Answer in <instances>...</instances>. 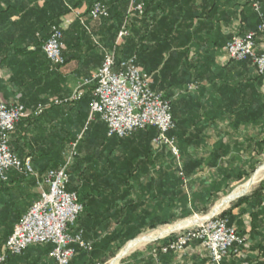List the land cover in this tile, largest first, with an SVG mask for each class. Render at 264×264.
Here are the masks:
<instances>
[{
  "label": "trees",
  "instance_id": "trees-1",
  "mask_svg": "<svg viewBox=\"0 0 264 264\" xmlns=\"http://www.w3.org/2000/svg\"><path fill=\"white\" fill-rule=\"evenodd\" d=\"M94 1L86 0L87 7ZM101 1L107 6L108 18L93 20L87 14L76 19L63 33L65 65L77 61L79 67L84 66V69L91 65L100 66L102 57L97 54V49L105 52L114 50L117 61L135 57L138 66L143 65V70L149 75L144 67L145 56L142 55L146 49L145 41L138 45L131 44L132 29L136 26L142 29L145 24L146 5L143 18L128 22V36L120 46L115 47L127 4L124 0ZM256 1L262 7V15L255 13L251 7L252 2ZM248 3L249 15L256 19V24L245 34L255 31L257 25L264 21L262 0H248ZM79 4L80 1L73 5L70 0H43L35 26L26 24L25 27V35L31 38L30 44L34 47L33 52L24 53L25 56L20 59H0V69L6 67L10 72L6 86L15 87L19 95L16 101L24 107L32 109L51 99L63 101L71 95L65 88L66 81L61 72L65 65L62 68L53 67L42 53L41 46L48 38L51 27ZM26 18L24 21H28ZM239 20H242L241 17ZM98 28H102L103 36L98 34ZM37 34L39 36L35 37ZM94 38L97 45L93 44ZM142 38L145 39L144 29ZM259 42L260 38L257 39ZM230 66H224L227 70L218 72L215 81L211 79V90L202 86L203 80L210 75L201 71L178 76L181 88L175 98L164 96L159 88L155 91L170 101L175 123L173 135L180 144V167L175 165L167 151L155 152L151 148V141L157 135L154 128L139 130L124 138H109L105 124L98 118L87 122L91 91L85 92L77 103L51 105L39 116L67 108L71 113L68 128L72 127L73 133L71 135L68 129L67 142L76 143V146L67 169L70 175L67 190L77 195L83 207L77 223L83 231L84 240L93 244L92 263L105 264L126 242L144 231L208 212L216 201L230 192L233 184L245 181L255 171L258 158L264 152V94L257 89L263 77L256 75L250 59ZM193 83L199 86L197 92H186L185 87ZM60 128H64V125ZM212 135L216 136V141L211 149L200 152L211 141ZM62 141H65V137L52 148L55 154L44 155L48 158H43L41 164L45 168L41 169L39 175L60 167L62 153L70 149L63 146ZM189 148H197L198 153L190 152ZM222 216L232 221L230 209L224 211ZM20 218L9 216L4 221L14 220L17 223ZM10 233L7 232L0 240V252ZM174 239L172 235L156 242V251ZM51 249V246L35 247L27 255L31 252L37 258L48 257ZM82 255L78 251L75 257L81 258ZM161 255L157 253L159 261L168 256ZM26 256L19 259L25 261ZM11 259L17 258L7 257L2 264H7ZM29 264L39 263L35 261ZM47 264L55 262L51 260Z\"/></svg>",
  "mask_w": 264,
  "mask_h": 264
},
{
  "label": "crops",
  "instance_id": "crops-1",
  "mask_svg": "<svg viewBox=\"0 0 264 264\" xmlns=\"http://www.w3.org/2000/svg\"><path fill=\"white\" fill-rule=\"evenodd\" d=\"M77 1H80V4L73 13L63 17V20L67 21L66 25L73 23L76 15L80 17L89 15L88 9L91 6L87 7L86 0H70L73 5ZM108 1L105 0V2ZM143 1L146 5L145 24L142 29L139 26L132 29L131 44L138 45L145 41L146 49L142 55L145 56L144 67L151 76V88L153 91L159 88L164 96L172 98L176 97V92L181 88L178 76L183 77L185 73L193 74L201 71L207 73L210 77L203 80L202 86L206 90H211L213 85L211 79L215 81L218 72L227 70L224 66L231 68L230 65L221 63L227 41L234 34L243 36L256 24V19L250 17L248 12L250 10L248 0ZM262 3L264 5V0ZM42 6L43 0H0V59H20L26 53L33 52L34 47L30 44L31 38L25 35V27L26 24L35 26L36 15L40 14L39 10ZM24 17H27L28 21H24ZM143 29L145 39L142 38ZM98 34L104 35L102 28H98ZM38 36L37 34L35 37ZM79 66V62L71 61L61 70L66 81L65 88L70 94L75 90L79 81L89 77L99 67L91 65L84 69V66ZM253 70L255 72L254 68ZM9 77L10 72L6 67L0 69V86L2 87L0 88V99L10 104L16 103L19 95L15 87L6 86ZM73 78L76 82L69 83L70 80H74ZM257 89L259 93L264 94L263 82ZM87 91H91V87H87L85 92ZM96 118L98 117L94 119ZM71 120L68 108L48 112L35 120H23L12 133L9 147L21 160L29 158L33 170L39 173L45 168L41 164L44 161L43 158H48L44 155L56 153L52 148L59 139L63 140L65 137V141H62L63 146H72V142H67L68 129L71 135L73 133L72 127L68 128V121ZM62 125L64 128H60ZM225 125L221 127L224 128ZM207 134L210 135V132ZM215 138L216 136L212 135L211 141L205 147L203 146L204 150L199 151L210 150L212 143L216 141ZM178 145H180L179 142ZM191 151L198 153L197 148H191ZM256 181L253 177L247 186ZM238 193L236 192L235 195ZM38 197L39 192L33 178H24L11 171L8 180L0 183V240L6 236L7 232H12V227L16 224L14 220L8 222L4 219H8L9 216L19 219ZM241 198L240 202L237 200L229 207L232 221H228V225L235 227L237 233L244 237L245 242L240 247L239 254L230 253L222 264H264V180ZM219 206H217L218 210ZM37 247L49 248V245H37ZM33 248L35 247H29L23 255L15 256L17 259H11L7 264H29L35 261L39 264H47L51 260L54 262L46 256L37 258L31 255V252L27 255ZM199 248L197 242H193L183 253L162 254L163 256L168 255L163 261H159L151 251L146 257H130L122 262L123 264H144L142 262L146 264H205L203 258L208 259V257L205 251H199ZM25 256L27 257L25 261L19 259ZM80 259L76 256L70 264H84V261L79 262Z\"/></svg>",
  "mask_w": 264,
  "mask_h": 264
},
{
  "label": "built area",
  "instance_id": "built-area-1",
  "mask_svg": "<svg viewBox=\"0 0 264 264\" xmlns=\"http://www.w3.org/2000/svg\"><path fill=\"white\" fill-rule=\"evenodd\" d=\"M127 4L123 24L118 32L115 47L121 45L128 36L127 25L131 19L141 20L145 5L142 0H124ZM255 13L262 15L259 2H252ZM93 20L109 17L107 6L101 1L93 2L89 9ZM80 16L76 15V19ZM67 21L53 25L48 38L42 45L48 62L55 68L65 65L63 57V27ZM260 38L259 44L257 39ZM227 62H241L250 59L257 73L264 77V21L255 31L243 36L233 35L224 46ZM151 76L145 73L135 57L117 61L115 51L104 52L101 65L82 79L72 94L65 100H52L27 110L18 103L0 100V181L6 182L11 171L33 177L39 197L27 212L14 225L0 252V264L7 257L21 256L31 246L49 245V257L55 264H70L78 251H89L90 243L83 239L82 232H74L73 226L83 211L77 195L67 190L69 176L66 165L47 171L41 177L32 168L31 160H21L9 147L10 136L16 125L28 118L39 117L52 104L79 101L87 87H91L89 121L98 117L107 130V137L124 138L136 131L154 128L157 135L152 139L154 148H166L169 154L179 159L180 151L176 138L171 135L175 124L171 115L170 101L151 88ZM196 83L189 84L187 90L193 91ZM74 146V145H73ZM197 242L205 251L211 264H222L230 253L239 254L245 239L240 237L235 227L228 225L225 217L216 216L203 224L178 235L164 245L163 254L185 252L191 243ZM91 264H101L94 262Z\"/></svg>",
  "mask_w": 264,
  "mask_h": 264
},
{
  "label": "rangeland",
  "instance_id": "rangeland-1",
  "mask_svg": "<svg viewBox=\"0 0 264 264\" xmlns=\"http://www.w3.org/2000/svg\"><path fill=\"white\" fill-rule=\"evenodd\" d=\"M74 11V10H73ZM73 11L71 12V13H73ZM70 13V14H71ZM62 19H63V17L62 18H60V20H59V23H61L62 22ZM72 24V22L71 23H69L68 25H65L64 27H63V33L65 32V31H67V29L69 28V26ZM118 35V34H117ZM236 35V34H235ZM117 38V37H116ZM63 39V38H62ZM116 41V40H115ZM93 44L94 45H97V39L96 38H94L93 39ZM99 52H98V54L103 58V54H104V52L106 51V50H100V49H97ZM44 54V53H43ZM45 56V55H44ZM222 60V64H225V65H235V64H238V63H241V62H244V61H241V62H227L226 60H225V58H224V55H223V58L221 59ZM246 61V60H245ZM252 65H253V63H252ZM140 67V66H139ZM140 68H142V67H140ZM253 68L255 69V72H256V74L258 75V76H260L258 73H257V70H256V67L253 65ZM142 70H143V68H142ZM144 71V70H143ZM145 72V71H144ZM146 73V72H145ZM261 77H263V76H261ZM74 79V78H73ZM76 81H75V79L74 80H70L69 81V83H75ZM80 82V81H79ZM262 82H263V84H264V77H263V80H262ZM78 84V83H77ZM199 87V86H198ZM197 87V88H198ZM197 88L195 89V90H193V91H189V90H187V86L185 87V91L186 92H197ZM72 94V93H71ZM182 94V93H181ZM181 94H179V95H181ZM176 96H178V95H176ZM0 100H3V99H0ZM53 99H51L50 101H52ZM5 101V100H4ZM49 101V102H50ZM7 102V101H6ZM49 102H47V103H49ZM78 102V101H77ZM77 102H72V103H77ZM16 103H18V102H16ZM46 103V104H47ZM19 104V103H18ZM53 105V104H52ZM37 107V106H36ZM35 107V108H36ZM35 108H32V109H30V108H26L25 107V109H27V110H33V109H35ZM24 120H26V119H24ZM90 122V121H89ZM175 124V123H174ZM174 130H175V128H174ZM174 130L172 131V133H171V135L172 136H174L173 135V132H174ZM15 131V130H14ZM137 132V131H136ZM135 133V132H134ZM12 135V134H11ZM11 137V136H10ZM175 138H176V142H177V146L179 147V145H178V140H177V137L176 136H174ZM74 145V146H73ZM75 146H76V143H74V144H72V146L70 147V149L69 150H67V151H65L64 152V155H62L61 157H63L62 158V161H61V163H60V167L59 168H61V167H63V166H65L66 165V171H67V169L70 167V164H71V158L73 157V155H74V150H75ZM150 146H151V148L155 151V152H160V151H162V150H167L166 148H154L153 146H152V141H151V144H150ZM168 151V150H167ZM13 152V151H12ZM14 153V152H13ZM169 156L173 159V162L175 163V165H177V167H180L181 166V154H180V156H179V159H175V158H173L170 154H169ZM258 161H259V164L255 167V171L251 174V175H249V177L245 180V181H243V182H241V183H236V184H233V186H232V188H231V190H230V192L227 194V195H225V196H223V197H221L218 201H216L215 203H214V205L208 210V212H206V213H204V214H195V215H192V216H190V217H187L186 219H183V220H179V221H176V222H174V223H172V224H169V225H163V226H159V227H157L156 229H154V230H149V231H144V232H142L141 234H139L137 237H135L134 239H132V240H129L128 242H126L124 245H123V247L117 252V253H115V255L113 256V257H111V258H109L106 262H105V264H110L115 258H116V255L119 253V252H121V251H123L124 250V248L130 243V242H134L135 240H137V239H139V238H142V237H146V236H148V235H150V234H153V233H157L158 231H162L163 229H165L166 227H169V226H173V225H175V224H179V223H182V222H185V221H192V222H194L193 224H191V225H189V226H187V227H185V228H183V229H181V230H179V231H175V232H172V233H170V234H168V235H166L165 237H162V238H158L157 239V234H155V237H156V239L155 240H153V241H151V242H149V243H147L146 245H144L143 247H141V248H138V249H136V250H134V251H132V253H130V254H128V255H126V256H124V257H122L121 258V260L119 261V263L118 264H120L124 259H129L131 256H134V257H146V255H148V253L149 252H151L152 251V253L155 255V256H157V253H161V254H163L161 251H160V249L164 246H161L160 248H159V250L158 251H156V249H155V247H154V244L156 243V242H161V241H164V240H166L168 237H170V236H172V235H174L175 236V238L178 236V235H180V234H182V233H185L186 231H189V230H191V229H193V228H195V227H197V226H199L200 224H203L206 220H208V219H210V218H214V217H216V216H220V217H223L222 216V213L224 212V211H226V210H228L229 209V207L231 206V205H233V203L234 202H236L238 199H240L244 194H247V193H249L251 190H252V188L253 187H255L256 185H258L261 181H263L264 180V171H262L260 174V177L258 178V180L254 183V184H252V185H249V186H247V184L253 179V177L257 174V172L259 171V169H261V168H263L264 167V152H263V156H261L260 158H258ZM36 173V172H35ZM17 174V173H16ZM38 176H42V175H44L45 173H43L42 175H39L38 173H36ZM68 174V173H67ZM22 176V175H21ZM68 176H70V175H68ZM25 177V176H24ZM28 178H33V177H28ZM252 178V179H251ZM34 180H35V178H33ZM35 183H36V181H35ZM234 191V194H236V192H239L237 195H239V197H237V198H235V199H233V201H231V202H228V203H225V202H223L224 204L222 205V201L224 200V199H226L227 197H229L231 194H232V192ZM36 201V200H35ZM32 205V204H31ZM218 205H220L219 206V210L218 211H216V207L218 206ZM29 209V208H28ZM79 218V217H78ZM78 220V219H77ZM199 222V223H198ZM73 231L74 232H82V234H83V231L79 228V226H78V223H77V221L75 222V224H74V226H73ZM83 239H84V234H83ZM86 242H88V243H90V245H91V248H90V250L89 251H79L80 253H82L83 255L81 256V259H80V261L79 262H81V261H84V264L85 263H87V264H90L93 260H91L92 258H91V252H92V246H93V244L90 242V241H86ZM33 247H37V246H33ZM199 251H203L201 248H199ZM78 253V252H77ZM76 253V254H77ZM11 257H13V256H11ZM48 257H49V255H48ZM75 257V256H74ZM52 259V258H51ZM203 260H204V263L205 264H211L210 263V261L209 262H207L208 261V259L206 258V257H204L203 258Z\"/></svg>",
  "mask_w": 264,
  "mask_h": 264
},
{
  "label": "bare ground",
  "instance_id": "bare-ground-1",
  "mask_svg": "<svg viewBox=\"0 0 264 264\" xmlns=\"http://www.w3.org/2000/svg\"><path fill=\"white\" fill-rule=\"evenodd\" d=\"M264 171V168H262L261 170H259L257 172V174L254 176V180H258V178L260 177V173ZM252 179V178H251ZM251 182V181H250ZM249 182V183H250ZM238 195H235L234 192L230 195L229 198H233V197H236ZM226 202V200L224 201ZM216 211H218V207L216 208ZM194 222L192 221H185V222H182V223H179V224H175L173 226H169V227H166L165 229H163L162 231H158L157 233H153V234H150L146 237H142V238H139L137 240H135L134 242H130L125 248L123 251H121L120 253H118V255L116 256V258L110 263V264H118L120 259L125 256L126 254H128L129 252H132L138 248H141L143 247L144 245H146L147 243L153 241L156 239L155 237V234H157V239L158 238H162V237H165L166 235L172 233V232H175V231H179L191 224H193ZM199 223V222H198Z\"/></svg>",
  "mask_w": 264,
  "mask_h": 264
},
{
  "label": "water",
  "instance_id": "water-1",
  "mask_svg": "<svg viewBox=\"0 0 264 264\" xmlns=\"http://www.w3.org/2000/svg\"><path fill=\"white\" fill-rule=\"evenodd\" d=\"M230 197V196H229ZM229 197H227L226 199H224L223 201H222V205L224 204L223 202L226 200V202L225 203H228V202H231V201H233V199H235V198H237V197H239V195L238 196H236V197H233V198H229Z\"/></svg>",
  "mask_w": 264,
  "mask_h": 264
}]
</instances>
